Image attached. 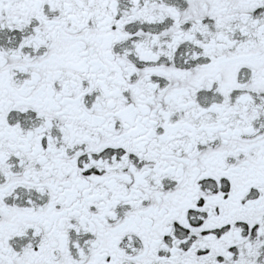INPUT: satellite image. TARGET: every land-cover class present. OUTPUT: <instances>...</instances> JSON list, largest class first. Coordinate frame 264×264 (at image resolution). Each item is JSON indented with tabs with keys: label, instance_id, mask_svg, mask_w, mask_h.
Segmentation results:
<instances>
[{
	"label": "snow or ice",
	"instance_id": "obj_1",
	"mask_svg": "<svg viewBox=\"0 0 264 264\" xmlns=\"http://www.w3.org/2000/svg\"><path fill=\"white\" fill-rule=\"evenodd\" d=\"M0 264H264V0H0Z\"/></svg>",
	"mask_w": 264,
	"mask_h": 264
}]
</instances>
